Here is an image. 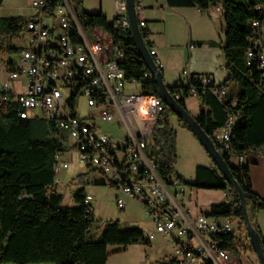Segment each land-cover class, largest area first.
Returning a JSON list of instances; mask_svg holds the SVG:
<instances>
[{
	"label": "trees",
	"instance_id": "1",
	"mask_svg": "<svg viewBox=\"0 0 264 264\" xmlns=\"http://www.w3.org/2000/svg\"><path fill=\"white\" fill-rule=\"evenodd\" d=\"M57 1L53 0V5ZM72 1L77 15L85 20V26L102 27L120 46L124 54L120 67L127 78L136 79L144 92L157 95L155 81L144 77L147 71L134 39L129 32L115 27L118 17L109 22L101 11L84 10V0ZM166 1L170 8L194 7L200 10L219 6L221 2ZM3 2L0 0V7ZM221 3L226 24L222 50L228 77L216 87L223 90L234 83L237 91L227 95L222 103L211 91L215 85H203L202 76L192 75L190 85L196 88L204 107L199 113L198 122L210 138L226 124L231 112L239 115L234 116L237 123L232 128L229 140L233 152L223 154V158L243 192L250 223L262 237L258 214L264 211V200L252 190L249 165L233 166L230 159L251 153L264 154V73L257 63L249 66L247 60L254 36L251 24L254 20L264 21V12L257 9L258 6L264 9V0H223ZM27 24L26 18H0V61H7L9 55L17 52L13 42L25 31ZM140 30L150 50L148 32L141 27ZM12 70L7 61L6 72ZM167 89L173 98L180 94L177 102L186 109L185 100L191 96L190 87L182 84L180 79ZM172 117L174 114L164 104L163 112L155 121L141 120L147 122V128L151 129L145 152L154 161L159 177L167 186H172L174 179L180 185L196 190L228 193L229 202L212 205L202 215L229 218L236 223L234 232L214 237L221 249L230 251L237 258L247 250L253 251L239 193L217 167L198 166L193 182H188L177 172V130L171 124ZM176 119L180 128L190 131L184 119ZM71 151H75V148L70 145L66 133L53 122L21 119L12 107L0 110V264H107L109 246L126 247L139 243L151 246L142 230L136 227L122 229L119 221L104 222L100 240H87L86 235L96 220L92 204H85V188L81 187L75 193L76 205L73 207H63V197L56 191V157ZM85 176L79 175L78 180L82 182ZM262 248L264 250L263 237ZM158 264L179 263L169 257Z\"/></svg>",
	"mask_w": 264,
	"mask_h": 264
},
{
	"label": "built area",
	"instance_id": "2",
	"mask_svg": "<svg viewBox=\"0 0 264 264\" xmlns=\"http://www.w3.org/2000/svg\"><path fill=\"white\" fill-rule=\"evenodd\" d=\"M52 2L31 3L33 14L17 39L23 47L17 48V61H8L13 70L0 80V110L12 107L25 120H31V114H44L45 120L56 124L78 153L79 163L89 170L96 169L124 196L145 206L154 224V230L145 233L146 238L150 242L159 235L168 238L172 243L171 258L179 264H236L233 253L221 249L214 239L216 235L234 232V222L204 215L190 218L179 202L187 188L174 179L173 185L167 186L154 161L146 155L151 129L147 122H141V115L157 118L164 110L163 101L158 95L144 92L136 79L127 78L120 67L123 51L108 31L85 26L72 0H58L54 5ZM135 4L138 15L145 7L142 0H135ZM257 9L264 12L261 6ZM117 17L115 27L133 38L126 10ZM139 26L144 29L146 24L140 20ZM251 27L254 36L247 52L248 65L257 63L264 73V21L254 20ZM75 36H84L85 44L93 46V62H86L84 54H80ZM149 53L162 70L156 51L150 49ZM144 67V77L150 79L151 73L145 64ZM191 76L188 69L183 70L181 82L190 87V95L197 96L196 88L190 85ZM201 81L203 85L213 84L208 76H202ZM211 91L225 102L226 89L214 86ZM83 98L89 108L99 109L102 121L124 127L126 135L104 133L93 116L82 117ZM180 98V94L174 97L176 101ZM234 116L239 115L231 112L226 124L211 138L221 154L233 152L229 131ZM244 157H238L239 162ZM69 166L60 162V156L56 157V173ZM92 201L93 196L87 194L85 204ZM117 207L125 209L122 197H117Z\"/></svg>",
	"mask_w": 264,
	"mask_h": 264
},
{
	"label": "rangeland",
	"instance_id": "3",
	"mask_svg": "<svg viewBox=\"0 0 264 264\" xmlns=\"http://www.w3.org/2000/svg\"><path fill=\"white\" fill-rule=\"evenodd\" d=\"M235 1L240 2L242 0ZM32 2L33 0H4L3 5L0 7V18L19 17L28 19L33 14L31 9ZM221 2H223V0H221ZM221 2L218 4L220 10H217L218 6L213 7L212 9L214 10L215 15L218 17L216 24H214L216 36L218 37V35H220L222 40L225 41L223 34L226 30V24ZM115 6L116 5L113 4V0H85L83 8L88 12L101 11L102 15H104L107 20L111 22L116 16ZM139 18H141V16H139ZM207 18L210 20L209 17ZM220 24L222 25L223 32L220 30ZM193 29L195 32H199L202 35L206 32L207 27L204 25L197 27V25H195ZM169 33L175 46H184L185 42L186 44L188 43L190 32L187 26L182 28L177 23L171 24ZM13 46L16 48L23 47V43L20 40H15L13 42ZM16 54L17 52L9 55L7 61H17ZM5 63V59L4 61H0V80L4 79L6 76ZM166 81L167 84L171 82L168 78H166ZM128 88H130V86ZM226 89L231 93L233 91H237L234 83H230ZM185 106L188 113L195 118L202 110L200 98L198 96L191 95L186 98ZM80 113L82 117L93 116L96 119L98 125L102 127V131L104 133L109 135L113 134L117 137L126 135V129L124 127H119L116 123L102 121L99 117V109L89 108L86 104V99L84 98L80 101ZM31 118L33 119L35 116L31 114ZM171 124L176 130L180 128L177 124L175 116L171 118ZM191 135L194 136L192 133ZM177 144L179 150L177 168L185 175V178L188 182H193L190 181L191 178L190 175H188V170L192 169L194 162L208 164V166L205 167L213 166L212 159L209 158L203 147L201 150L202 154L197 153V151L193 154L184 153L183 148L185 146V138L182 135H179ZM203 155L206 156V158L208 157L210 162L204 161L202 159V157H204ZM191 156L192 159H189ZM230 161L232 164H234V166L241 164L238 161V157L236 156H232ZM60 162H67L70 165L68 169H61L56 174V189L57 193L63 197L62 206H75L76 203L74 195L81 187L85 188L86 194H91L93 196L92 212L96 222L92 225L90 231L86 235L88 241L94 242L100 240L103 223L107 221H119L120 227L122 229L136 227L145 233H148L154 228L153 219L147 215L145 206L142 203L130 197L124 196L117 187L109 184L105 177L101 175L96 169L89 170L79 163L78 153L76 151L66 152L60 155ZM82 174H86V176L82 182H80L78 180V176ZM185 187L188 191L193 189L189 186ZM118 196L124 199L125 210H120L117 207ZM181 197L183 198V196ZM262 215L264 216V211H262ZM234 229H237L235 222ZM171 250V241L163 235H160L155 240H153L151 242V246H146L142 243L131 244L126 247L112 245L108 247L109 257L107 264H158V262L164 258L169 259V255L167 254H170ZM235 262L236 264H260L256 254L252 250H247L246 252L241 253L238 258L235 257Z\"/></svg>",
	"mask_w": 264,
	"mask_h": 264
},
{
	"label": "crops",
	"instance_id": "4",
	"mask_svg": "<svg viewBox=\"0 0 264 264\" xmlns=\"http://www.w3.org/2000/svg\"><path fill=\"white\" fill-rule=\"evenodd\" d=\"M142 1L145 9L143 12L138 13L139 16H141V18L138 16V20L144 21L146 24L144 29L148 32V40L151 42V49L156 51V57L162 64L164 82L167 86L175 85L182 78V71L185 69H188L192 75L210 77L215 86H219L226 81L228 72L222 50L225 41L222 40L220 35H218L219 38L216 36L214 24H216L218 17L215 15L212 9L213 7L207 10H200L194 7L170 8L166 0ZM113 4L116 5V16L118 13L126 10L125 0H113ZM217 10H220L219 6ZM207 17H209L210 20ZM174 23L179 24L182 28L186 26L189 28L190 34L188 43L186 44L185 42L184 46H175L172 42L169 28L170 25ZM195 25H197V27L200 25L206 26V32L202 35L199 32H195L193 29ZM220 30L223 32L222 25ZM223 35L225 37V33ZM166 78L171 82L167 84ZM227 93L228 95H232L228 90ZM201 107L204 109L202 102ZM198 116L196 118H198ZM179 135L185 138L184 153L193 154L197 151V153L202 154V146L199 141L195 139L196 137L191 135L190 131L178 128L177 139ZM189 159H192V156ZM202 159L210 162L206 156L202 157ZM240 163L249 165L252 190L264 200V156H259L254 153L247 154L244 157V161ZM199 165L208 166V164L194 162L192 169L188 170V175H190L191 178L190 181H194L195 170ZM231 165L234 166L232 163ZM177 166L176 164L177 172L186 179L185 175ZM229 201L230 196L226 192L202 189H191L189 191L186 189L183 198H179V202L190 218L202 215L203 212L208 211L212 205ZM258 225L262 237L264 238V216L262 215V211L258 214ZM153 230L154 228L150 231ZM171 252L167 254L169 257H171Z\"/></svg>",
	"mask_w": 264,
	"mask_h": 264
},
{
	"label": "water",
	"instance_id": "5",
	"mask_svg": "<svg viewBox=\"0 0 264 264\" xmlns=\"http://www.w3.org/2000/svg\"><path fill=\"white\" fill-rule=\"evenodd\" d=\"M135 5V0H125V8L128 19L130 21L131 33L136 48L146 68L150 71L151 75L154 78V81L157 86V95L163 101V103L171 110L175 117L182 118L187 122L190 132L196 137L200 145L210 156L214 166L217 167L222 176L238 191L249 241L260 264H264V250L262 248V237L254 230L250 223L245 206L243 192L241 191L236 180L231 174L230 166L224 160L223 154L218 151L212 139L204 132L200 123L198 122V119L191 116L188 111L182 105H180L168 92L167 85L164 82L163 74L156 66L154 58L150 55L144 38L142 36Z\"/></svg>",
	"mask_w": 264,
	"mask_h": 264
},
{
	"label": "bare ground",
	"instance_id": "6",
	"mask_svg": "<svg viewBox=\"0 0 264 264\" xmlns=\"http://www.w3.org/2000/svg\"><path fill=\"white\" fill-rule=\"evenodd\" d=\"M75 45L76 47L80 48V54H84V59H86V62H93V46L85 44L84 36H75ZM150 79L154 81V78L152 75H150ZM35 116L33 119H44L45 120V115L44 114H32ZM31 118V120H33ZM157 118L156 116L153 115H141V120H146V121H155ZM237 123V119L232 117L231 121V131L232 128L235 126ZM231 131H229V140L231 136Z\"/></svg>",
	"mask_w": 264,
	"mask_h": 264
}]
</instances>
